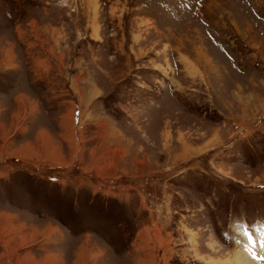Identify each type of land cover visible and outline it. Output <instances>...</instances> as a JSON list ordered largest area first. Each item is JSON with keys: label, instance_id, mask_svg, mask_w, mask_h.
<instances>
[{"label": "rangeland", "instance_id": "1", "mask_svg": "<svg viewBox=\"0 0 264 264\" xmlns=\"http://www.w3.org/2000/svg\"><path fill=\"white\" fill-rule=\"evenodd\" d=\"M8 243L13 264H72L77 243L264 264V0H0Z\"/></svg>", "mask_w": 264, "mask_h": 264}, {"label": "crops", "instance_id": "2", "mask_svg": "<svg viewBox=\"0 0 264 264\" xmlns=\"http://www.w3.org/2000/svg\"><path fill=\"white\" fill-rule=\"evenodd\" d=\"M7 50L10 51V49L6 48ZM201 52V51H200ZM202 57H205L206 60H209L210 57L205 53V52H201L200 53ZM204 54V55H203ZM8 55V53L6 54ZM5 55V56H6ZM39 62L40 61H44L45 59L44 58H41L39 59ZM30 91V90H28ZM26 92V91H23L22 90V94L19 96V99H21L24 103V105L26 106V102H28V107L29 106H32L34 103H35V97L33 98L31 95V93L29 92ZM28 93V94H26ZM34 107H31L29 109H32ZM51 227V230H54L55 228ZM96 239V237H94ZM25 238L23 237L22 240H24ZM83 239L86 241V242H89L90 240V235H86V237H83ZM97 240V239H96ZM60 247V245H58ZM7 247V250H0V253H2L3 255H6L8 256L7 259L10 260L11 259V254L13 253V251L15 250L11 245H9V243L6 245ZM78 250H76V248H78ZM40 247H37V246H32L29 250H27L26 252L28 251H39ZM90 247H88L87 245L81 243L80 245L77 243L75 245L72 246V253L75 252V251H78L76 254H77V257H75V261L73 260L72 264H86L87 260L90 259L92 256V259L91 261L96 260V263L95 264H115L114 262H111V259L109 258L108 256V252H106V250L104 249V247L100 246L99 245H96V247L92 246V248H94L95 250H97V252H93V250L89 249ZM41 249V248H40ZM71 249H68V251H70ZM41 251V250H40ZM66 250H64V253H65ZM8 254V255H7ZM22 254V253H21ZM54 254L55 256V259L57 260V264H66L67 261H64L63 258L60 256V254H55V253H52ZM23 258V256H21ZM27 257V256H26ZM34 256H32L33 258ZM63 260V261H62ZM55 261V260H54ZM10 262H12V260H10ZM29 263V262H28ZM13 264V262H12ZM54 264V263H53ZM71 264V263H70Z\"/></svg>", "mask_w": 264, "mask_h": 264}, {"label": "bare ground", "instance_id": "3", "mask_svg": "<svg viewBox=\"0 0 264 264\" xmlns=\"http://www.w3.org/2000/svg\"><path fill=\"white\" fill-rule=\"evenodd\" d=\"M4 47V46H3ZM3 50L5 51H9L6 48H4ZM202 52V51H201ZM199 53V52H198ZM257 248V245H255ZM248 257V256H247ZM236 260H237V264H255L252 260L244 257V256H240L239 254L236 255Z\"/></svg>", "mask_w": 264, "mask_h": 264}, {"label": "snow or ice", "instance_id": "4", "mask_svg": "<svg viewBox=\"0 0 264 264\" xmlns=\"http://www.w3.org/2000/svg\"><path fill=\"white\" fill-rule=\"evenodd\" d=\"M262 259H264V257H262Z\"/></svg>", "mask_w": 264, "mask_h": 264}]
</instances>
